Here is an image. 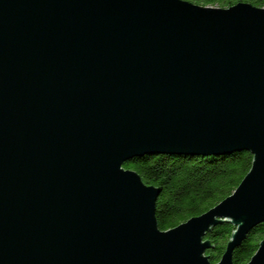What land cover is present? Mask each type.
I'll use <instances>...</instances> for the list:
<instances>
[{
    "label": "water",
    "instance_id": "obj_1",
    "mask_svg": "<svg viewBox=\"0 0 264 264\" xmlns=\"http://www.w3.org/2000/svg\"><path fill=\"white\" fill-rule=\"evenodd\" d=\"M243 151L234 191L167 230L123 167ZM224 221L215 264L264 222V7L0 0V264H211Z\"/></svg>",
    "mask_w": 264,
    "mask_h": 264
},
{
    "label": "trees",
    "instance_id": "obj_2",
    "mask_svg": "<svg viewBox=\"0 0 264 264\" xmlns=\"http://www.w3.org/2000/svg\"><path fill=\"white\" fill-rule=\"evenodd\" d=\"M199 5L228 7L245 1L264 7V0H187ZM249 152L210 156L143 155L124 162L142 181L160 188L155 216L160 229L167 230L199 215L231 194L249 170ZM234 226L227 221L216 224L205 234L211 243L205 254L211 264L221 258ZM264 238V222L257 224L233 250V264H246Z\"/></svg>",
    "mask_w": 264,
    "mask_h": 264
},
{
    "label": "rangeland",
    "instance_id": "obj_3",
    "mask_svg": "<svg viewBox=\"0 0 264 264\" xmlns=\"http://www.w3.org/2000/svg\"><path fill=\"white\" fill-rule=\"evenodd\" d=\"M214 7H218L217 5H213Z\"/></svg>",
    "mask_w": 264,
    "mask_h": 264
}]
</instances>
